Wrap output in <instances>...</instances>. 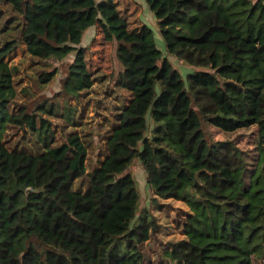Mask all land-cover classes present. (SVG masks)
Here are the masks:
<instances>
[{"label":"trees","instance_id":"16d2710c","mask_svg":"<svg viewBox=\"0 0 264 264\" xmlns=\"http://www.w3.org/2000/svg\"><path fill=\"white\" fill-rule=\"evenodd\" d=\"M144 1L167 55L192 72L183 77L147 27L135 32L131 100L101 158L89 154L96 133L59 143L52 125L77 124L71 101L94 85L84 38L116 4L0 0V264H264V0ZM20 55L50 66L22 102ZM20 131L37 153L15 143ZM169 202L185 208L161 251Z\"/></svg>","mask_w":264,"mask_h":264},{"label":"rangeland","instance_id":"374dc122","mask_svg":"<svg viewBox=\"0 0 264 264\" xmlns=\"http://www.w3.org/2000/svg\"><path fill=\"white\" fill-rule=\"evenodd\" d=\"M112 1L116 4L115 9H102L100 11L98 23L87 33L82 45L85 48L86 61L93 76L94 85L91 90L83 93L79 100L71 101L78 109L77 124L64 120L62 126L57 125L56 122L52 125L59 143L72 133L80 134L89 143L93 140L91 132L96 133L95 144H90L89 148L91 157L93 153L94 155L100 153L101 158H104L106 154V132L117 126V115L131 100L130 89L134 72L132 62L141 44L133 37V34L139 31L142 26L147 27L152 32L155 48L160 51L161 55H166L183 77L192 72L191 69L181 65L176 58L167 55L162 35L157 28L156 19L144 0ZM17 22L19 21L15 19L14 23ZM14 64L20 67V72L14 77L19 92L18 100L21 102L26 101V97L21 94V90L27 87L35 92L34 84L36 83L39 86L40 76L44 71L49 70L50 66L31 58L29 55L16 56ZM57 77L50 85L46 86V93L50 96L55 95L60 90V80ZM11 111H13V106H11ZM13 140L18 143V146L29 147L30 151L37 153V148L31 143L32 136L29 133L20 131V135H14ZM26 143L29 146H26ZM89 166H91V158ZM131 171L139 182L144 205H149L153 193L149 190L146 174L141 163L137 162ZM77 187H82L84 190L86 183L79 180ZM169 203L173 207L169 208L168 213L165 209V212L160 214L163 229L158 233L162 242L157 244V248L161 251L165 249L163 246L168 243L167 238H170L165 231L169 220L172 223L175 213L185 208L182 204L176 202ZM153 247V243L145 245L150 258L155 261L157 255H155Z\"/></svg>","mask_w":264,"mask_h":264}]
</instances>
